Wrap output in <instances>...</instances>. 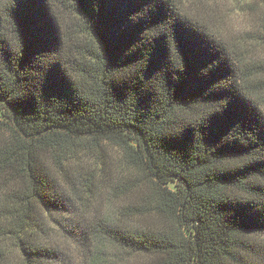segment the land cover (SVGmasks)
I'll use <instances>...</instances> for the list:
<instances>
[{
    "label": "trees",
    "instance_id": "16d2710c",
    "mask_svg": "<svg viewBox=\"0 0 264 264\" xmlns=\"http://www.w3.org/2000/svg\"><path fill=\"white\" fill-rule=\"evenodd\" d=\"M199 2L0 0V264H264V80Z\"/></svg>",
    "mask_w": 264,
    "mask_h": 264
},
{
    "label": "rangeland",
    "instance_id": "374dc122",
    "mask_svg": "<svg viewBox=\"0 0 264 264\" xmlns=\"http://www.w3.org/2000/svg\"><path fill=\"white\" fill-rule=\"evenodd\" d=\"M199 10L207 25L220 37L236 45L248 67L264 80V3L259 0H200ZM251 63L253 65H251ZM45 221V241L72 247L56 223ZM136 259L135 264L145 262Z\"/></svg>",
    "mask_w": 264,
    "mask_h": 264
}]
</instances>
